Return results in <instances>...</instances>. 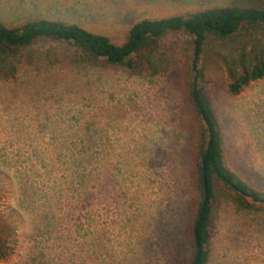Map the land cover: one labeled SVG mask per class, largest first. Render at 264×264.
<instances>
[{
  "label": "rangeland",
  "instance_id": "1",
  "mask_svg": "<svg viewBox=\"0 0 264 264\" xmlns=\"http://www.w3.org/2000/svg\"><path fill=\"white\" fill-rule=\"evenodd\" d=\"M260 1L0 0V25L62 20L121 45L140 20ZM210 48L235 55L239 45ZM192 55L188 35L168 33L133 74L43 40L0 72L1 210L20 236L0 264H188ZM215 96L228 167L264 189V80L237 97L218 82ZM213 233L208 264H264V206L221 197Z\"/></svg>",
  "mask_w": 264,
  "mask_h": 264
},
{
  "label": "trees",
  "instance_id": "2",
  "mask_svg": "<svg viewBox=\"0 0 264 264\" xmlns=\"http://www.w3.org/2000/svg\"><path fill=\"white\" fill-rule=\"evenodd\" d=\"M168 33L188 35L193 48L192 65L184 73L188 100L198 122L192 146L193 213L187 231L188 264H208L221 197L233 201L241 210L264 206V189L251 185L228 167L215 103L218 82L229 95L237 97L252 83L264 80V44L259 38L264 35V0L251 7L230 4L140 20L121 45L108 36L62 20L28 21L13 27L0 25V72L12 73L13 59L45 40L74 47L90 66L140 74L153 64L151 55ZM215 42H234L239 50L235 55L213 53L210 45ZM6 189L0 176V260L10 258L20 241L16 220L1 210Z\"/></svg>",
  "mask_w": 264,
  "mask_h": 264
}]
</instances>
